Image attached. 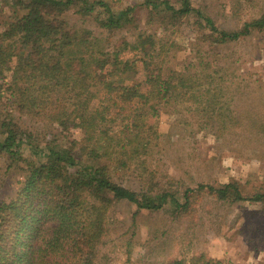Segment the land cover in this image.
<instances>
[{"label": "trees", "instance_id": "1", "mask_svg": "<svg viewBox=\"0 0 264 264\" xmlns=\"http://www.w3.org/2000/svg\"><path fill=\"white\" fill-rule=\"evenodd\" d=\"M140 6L164 25L193 18L203 41L216 47L264 31V14L239 30L224 31L189 0H142ZM137 8L117 10L112 0H0V85L11 74L7 85L16 112L56 125L61 133L82 132L81 140L64 146L48 142L40 149L11 114L0 121V155L26 167L17 197L0 203V264H104L101 248L110 213L121 203L135 206L136 216L167 206L179 216L202 194L229 204H260L262 210L250 213L242 225L245 237L255 218L263 215L262 191L244 195L237 182L221 187L200 184L182 194L163 191L144 166L141 156L150 148V135L156 134V103L175 94L194 98L202 114L210 108L218 131L229 127L222 115L223 87L219 89L205 69L202 75L185 71L164 76L161 63L155 61L161 52L152 36L138 35L133 43L125 40L119 50H112L106 48L109 40L78 28L67 17L72 13L94 18L100 29L112 34L136 27ZM123 52L142 55V79L137 60L122 59ZM210 78L215 84L211 97L206 89ZM257 89L250 98L264 109V87ZM99 99L100 106L94 108ZM124 112L122 129L114 131L112 126ZM235 121L238 129L246 126L236 117ZM210 123L203 120L204 125ZM256 124L254 120L249 124L251 134ZM25 146L34 158H24ZM137 170L143 172L137 175V190L119 183ZM206 258L193 257L190 263L220 264ZM168 264L187 261L174 259Z\"/></svg>", "mask_w": 264, "mask_h": 264}, {"label": "rangeland", "instance_id": "2", "mask_svg": "<svg viewBox=\"0 0 264 264\" xmlns=\"http://www.w3.org/2000/svg\"><path fill=\"white\" fill-rule=\"evenodd\" d=\"M112 1L117 10L138 7L135 28L110 34L100 29L94 18L81 19L72 13L67 17L78 28L109 40L106 48L112 50H119L122 41L133 43L138 35H150L161 52L155 61L161 63L164 76L185 71L202 75L200 71L205 69V75L214 78L219 89L223 87L222 115L229 128H221L222 131H218L219 124L210 108L202 114L194 98L175 94L169 101L156 103L158 114L153 119L156 134L150 135V148L141 159L153 173L158 188L182 194L186 188L196 189L200 184L221 187L237 182L244 195L264 192V109H258L250 98L259 92V86L264 87V31L216 47L203 41L193 18L164 25L140 6L142 0ZM189 1L224 31L239 30L264 14V0ZM123 53L122 59L137 60L141 74L142 55ZM211 78L212 84L205 85L210 97L215 88ZM138 79H142V74ZM10 80L11 74L7 73L0 85V121L11 114L19 127L32 136V144L40 149L48 142L64 146L71 140L82 139L78 129L61 133L56 125H46L40 119L16 112L8 91ZM100 104V99L96 100L93 107ZM235 117L242 126L246 125L244 129L236 127ZM125 119L124 112L112 126L114 131L122 129ZM204 119L211 123L204 125ZM252 120L258 128L251 130L253 134L249 132ZM22 153L26 159L34 158L28 146ZM20 163L0 155V203L17 197L26 169ZM139 173L142 170L132 172L119 183L137 190ZM261 210L260 204L218 202L206 194L193 198L189 211L179 216L169 206L157 212L142 211L136 216L135 206L121 203L110 213L109 232L101 255L104 264H168L174 259H186L187 264H192L193 257L203 255L220 264H264V213L256 221L253 219L255 224L248 229L247 237L241 233L249 214Z\"/></svg>", "mask_w": 264, "mask_h": 264}]
</instances>
